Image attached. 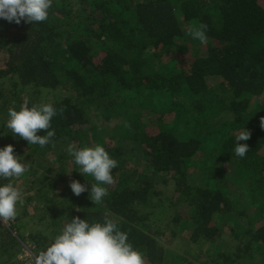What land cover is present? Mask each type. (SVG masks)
<instances>
[{"label": "trees", "instance_id": "trees-1", "mask_svg": "<svg viewBox=\"0 0 264 264\" xmlns=\"http://www.w3.org/2000/svg\"><path fill=\"white\" fill-rule=\"evenodd\" d=\"M263 1L52 0L46 21L0 19V147L13 145L27 164L0 184L24 181L29 192L14 219L0 220V254L20 238L35 256L73 217L109 218L144 264L165 263L164 231L176 236L181 222L212 264H264ZM200 24L206 44L188 34ZM43 92L54 94L57 115L41 147L13 136L6 121L9 108L37 105ZM244 129L250 138L238 143L249 150L239 158ZM69 144L100 145L118 162L101 203L90 200L96 181L79 173ZM159 179L172 183L177 210L161 205ZM72 180L89 191L75 196Z\"/></svg>", "mask_w": 264, "mask_h": 264}, {"label": "clouds", "instance_id": "clouds-1", "mask_svg": "<svg viewBox=\"0 0 264 264\" xmlns=\"http://www.w3.org/2000/svg\"><path fill=\"white\" fill-rule=\"evenodd\" d=\"M52 0H0V19L10 23L20 24L39 23L46 21ZM207 26L200 24L189 29L193 40L201 44L207 43ZM6 128L13 136L24 139L28 144L44 147L51 143L55 130L51 129V121L57 115L52 104L34 105L26 104L17 111L8 109ZM264 126V118L261 120ZM40 130L46 135H37ZM250 132L242 130L236 136L234 155L243 158L249 150L248 145L239 141H247ZM67 153L72 157L73 163L78 166L81 175H90L96 183H91L89 198L94 203H101L107 195L103 185L114 182L112 170L118 162L111 158L104 147L77 148L69 144ZM27 164L14 155L13 145L0 147V179L19 178L26 172ZM72 193L80 196L89 191L77 180L69 184ZM24 203L21 191L13 183L0 184V220L14 219L17 215V205ZM34 264H144L141 252L128 242V234L121 231L118 223L109 218L103 222L89 223L86 219L73 217L66 222L60 233L55 236L49 246L34 256Z\"/></svg>", "mask_w": 264, "mask_h": 264}, {"label": "rangeland", "instance_id": "rangeland-1", "mask_svg": "<svg viewBox=\"0 0 264 264\" xmlns=\"http://www.w3.org/2000/svg\"><path fill=\"white\" fill-rule=\"evenodd\" d=\"M208 1V0H207ZM264 4V1H263ZM207 18H209V14H204ZM194 44H197L198 41L192 40ZM199 50L204 51L205 46L201 45L198 47ZM10 87L9 85L6 87ZM61 93H64L60 91ZM30 94V92H23V94L20 97H23V95ZM31 95V94H30ZM52 93L43 92L41 98H39V104H49L50 101L53 100ZM24 96V98L26 97ZM94 112V110L88 111L89 115H91ZM93 122H95V117L92 118ZM212 128H219L218 123H211ZM125 160H128V156H124ZM158 189H157V197L161 201V205L165 206L167 210H177V199L174 195V190L172 183L169 181H163V179H159ZM29 182V181H28ZM191 183H195L197 185L200 184V175L198 173L192 172L191 174ZM21 192L23 200L25 196L29 193L26 189V184L24 181L18 182V184L15 185ZM28 209L30 212H32L33 207L29 206ZM162 209L159 211L161 212ZM156 215L154 218V224H158L162 227V230L165 229L166 225L164 226L161 222L163 220V215L161 214ZM32 214V213H30ZM29 218H24L26 223L28 224V228H31V224H34V221ZM6 228V226H4ZM192 225L190 224H184L183 222L179 223L176 227V236H172L171 232H168L165 230V234L163 236V239L166 242H169V244H164V250H165V263L164 264H212V257L208 256L209 251H207V245L204 243H199L198 245H192L190 242H188V239L186 238V232L190 230ZM28 233V230L24 231V234ZM19 237V236H18ZM18 240L19 245L16 246L15 250L10 251V254H0V264H18L19 262H23L24 264H32L34 255L32 253V247L29 244H26L24 241L22 242L21 239L16 238ZM200 253V254H199ZM208 263H207V262Z\"/></svg>", "mask_w": 264, "mask_h": 264}, {"label": "built area", "instance_id": "built-area-1", "mask_svg": "<svg viewBox=\"0 0 264 264\" xmlns=\"http://www.w3.org/2000/svg\"><path fill=\"white\" fill-rule=\"evenodd\" d=\"M7 227V226H6Z\"/></svg>", "mask_w": 264, "mask_h": 264}]
</instances>
